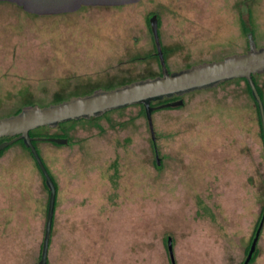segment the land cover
Returning a JSON list of instances; mask_svg holds the SVG:
<instances>
[{
  "label": "rangeland",
  "instance_id": "1",
  "mask_svg": "<svg viewBox=\"0 0 264 264\" xmlns=\"http://www.w3.org/2000/svg\"><path fill=\"white\" fill-rule=\"evenodd\" d=\"M161 1L170 24L191 15L194 30L210 10L223 20L224 39L212 42L204 26L196 39L176 37L183 50L169 55L171 68L175 58L183 65L242 51L240 22L227 23L237 2L251 7L255 41L264 45V0ZM157 2L52 16L0 3V117L158 74L145 22ZM126 48L144 62L116 65ZM256 81L264 101V74ZM152 123L158 166L140 105L37 129L68 140L36 143L56 186L46 264H171L167 238L175 264L242 263L264 208V141L246 82L185 94L183 105L155 109ZM48 194L23 145L0 154V264H37ZM256 247L249 264H264V222Z\"/></svg>",
  "mask_w": 264,
  "mask_h": 264
},
{
  "label": "water",
  "instance_id": "2",
  "mask_svg": "<svg viewBox=\"0 0 264 264\" xmlns=\"http://www.w3.org/2000/svg\"><path fill=\"white\" fill-rule=\"evenodd\" d=\"M139 0H0L20 7L25 13L37 16H52L76 12L85 7H111L129 5ZM152 33L161 62V73L155 76L140 78L112 88H97L91 93L71 96L67 99L46 105L28 104L18 112L0 117V139L12 137L0 142V151L21 139L30 150L48 188V202L44 225V234L40 258L37 264H46L49 238L53 221L56 186L45 167L36 147L32 143L30 130L39 127L54 128L61 123L72 120H89L105 113L131 105H142L151 133L155 139L152 112L153 102L164 98L181 97L193 91L208 90L221 83L242 78L247 82L251 95L257 105L264 134V104L257 90L253 75L264 74V45L257 47L252 35H249V48L243 53H233L219 60L205 61L189 67L169 72L164 64L154 16L150 19ZM183 104L177 99L160 105V108L174 107ZM48 141L65 144L66 139L48 137ZM155 162L159 157L155 153ZM264 222V210L251 240L248 252L242 264H248L256 251V244ZM167 250L171 264H175L172 240L167 238Z\"/></svg>",
  "mask_w": 264,
  "mask_h": 264
},
{
  "label": "flooded vegetation",
  "instance_id": "3",
  "mask_svg": "<svg viewBox=\"0 0 264 264\" xmlns=\"http://www.w3.org/2000/svg\"><path fill=\"white\" fill-rule=\"evenodd\" d=\"M157 1L158 2L155 3L154 8L147 12L146 17H145V22H146L147 31H148V33L150 35V39H151V42H152L153 51L150 54V56L155 59V61L157 63V66L160 69L158 74L161 73V62H160V58H159V55H158V52H157V46H156L155 39H154V36H153V33H152V29H151V25H150V19L153 16L155 18L157 36H158V41H159V45H160L163 61H164L166 69L169 72L175 71V70H179V69H183V68L189 67V66H191L193 64H198V63L205 62V61L219 60V59H221L224 56L229 55V54L246 52L248 50V48H249V35H252L253 40H254V42H255L257 47L263 46V45H258L256 43V41H255V38H254L253 22L255 20L253 19V16H252V14L250 12L251 7L249 8V5L247 3H243V1L242 2H237L231 8V11H230L231 12L230 13L231 14V19L229 18L227 23L231 24V25H234L233 24L234 21H235L234 19H237L238 20L237 22H240V23H238L239 25L237 27V30H238L239 34L237 32L236 33L239 36L241 35L242 38L244 39L243 46H242L243 50L239 51V52L233 51L231 53L224 54L221 57H211V58H207V59H201V61L197 60V61L192 62V63L191 62L189 63L188 61L187 62L183 61L184 62V63L182 62L183 65H180L179 61H177V58H175V60H173V63L175 65V67L171 68L170 63H169V55H171L174 52L179 53L181 50H183V49L180 48L181 41L176 40V37H183V36L186 37V36H188L191 33L192 38L196 39L197 37H201V34H202L200 31H198V27L199 26H204V27L209 28V30L212 31V33H209V37H210V40H212V42H213L214 39L222 36V33H221L219 28L221 27L223 20L220 18L219 14H217L216 11H214L215 13H212L213 10H210V16H206V15L205 16H201L202 20L200 19L199 22L196 21L198 23L196 24L197 27L194 30L192 28V24L193 23H192L191 15H186V16H184V18H182L181 16L177 15L176 16L177 19L170 24V21L165 22V20L163 19V13H161V6H162L161 2L162 1L161 0H157ZM129 5H131V4H129ZM123 6H126V5L111 6V7H123ZM171 6H172V4H171ZM173 11H175V9ZM224 35L226 36L227 34H224ZM205 36H207V35H205ZM165 37L173 38L174 41L173 42H166L164 40ZM222 39H224L223 36H222ZM236 45H238V44H236ZM184 46H186V48L187 47L189 48V46L186 43L184 44ZM191 48L192 47L190 46L189 49H191ZM198 48H200V47H198ZM127 49L128 48H126L125 51L122 52V54L124 53L125 58H121L119 60V62L116 63V65H124L125 64V65H129V66L132 67V65H135V64H138V63L141 64V63L144 62L143 58H142V55H139V53H140L139 51H137V53H134V54H138L137 57H136L133 54V52L129 49L130 52H132V53H131V56H128L127 53H130V52ZM132 55H134L135 57H132ZM175 68H178V69H175ZM158 74H156V75H158ZM153 76H155V75H153ZM146 77H149V76H146ZM137 79H140V78L131 79V80H128V81H126L124 83L131 82V81H134V80H137ZM124 83H120V84H116V85H121V84H124ZM97 88H103V87H97ZM97 88L91 89L88 93H91L93 90H95ZM110 88H112V87L110 86ZM106 89H108V87ZM88 93H77V94L75 93V95H73V96L84 95V94H88ZM177 99H183V96H181V97H175L174 96L172 98H164L161 101L155 102L153 104V106H154L155 109H159L160 105H162L164 103H167V102H170V101H175ZM22 107L23 106L17 108L16 110H14L12 113H9L8 115L18 112ZM112 111H114V110H112ZM109 112H111V111H109ZM109 112H107V113H109ZM91 119H94V118H91ZM75 121H78V120H75ZM64 123H66V122H64ZM58 126H56L54 128H48V127L47 128L48 129H56ZM30 136L32 137V143L34 144L36 149H38L36 143L38 141H48L46 139L48 137L65 138L66 139V143L65 144L68 143L67 138L62 136V135H59V134H54V135H39V134L34 135V134H30ZM5 138H7V139H3L0 142L5 141V140H9L12 137H5ZM152 141H153V150H154V154H155L156 152H158V150H157V147L155 145V139L152 140ZM48 142L54 143L56 145H65V144H58V143L53 142V141H48ZM15 143H20L21 145H23V141L21 139L16 140L11 145H14ZM24 148L26 150L28 149L26 147H24ZM5 149H3V150H5ZM28 151L30 152L29 149H28Z\"/></svg>",
  "mask_w": 264,
  "mask_h": 264
},
{
  "label": "trees",
  "instance_id": "4",
  "mask_svg": "<svg viewBox=\"0 0 264 264\" xmlns=\"http://www.w3.org/2000/svg\"><path fill=\"white\" fill-rule=\"evenodd\" d=\"M2 3V2H1ZM11 4V3H10ZM30 15V14H29ZM256 75L257 74H255V75H253V80H254V82H255V85H256V87H257V90H258V92H259V94H260V96H261V98H262V92H261V89H260V87H259V85H258V83H257V81H256ZM237 79H241V80H244L245 81V79H242V78H237ZM232 80H234V79H232ZM229 81H231V80H229ZM226 82H228V81H226ZM246 82V81H245ZM223 83H225V82H223ZM223 83H221V84H223ZM246 84H247V82H246ZM247 88H248V91L250 92V88H249V86H248V84H247ZM250 96L252 97V95H251V92H250ZM252 99H253V97H252ZM254 100V99H253ZM262 101H263V98H262ZM158 102V101H157ZM255 102V101H254ZM155 102H153L152 103V105L154 104ZM256 104V103H255ZM263 104H264V101H263ZM141 107H142V109H143V111H144V108H143V106L142 105H140ZM256 110H257V114H258V118H259V123H260V127H261V130H260V133H261V136H262V138H263V141H264V134H263V130H262V125H261V121H260V117H259V112H258V108H257V105H256ZM106 114V113H105ZM72 121H75V120H72ZM69 122V121H68ZM37 129L38 128H36V129H33V130H30L29 131V134H34V135H37L38 133H37ZM42 135V134H41ZM3 139H7V138H2V139H0V141L1 140H3ZM23 146L24 147H26L24 144H23ZM27 148V147H26ZM4 150H1L0 151V154L3 152ZM27 151H28V149H27ZM29 152V151H28ZM29 154L32 156V154H31V152H29ZM33 157V156H32ZM37 165V164H36ZM157 165V164H156ZM158 166V165H157ZM39 168V167H38ZM40 170V169H39ZM263 210H264V208L262 209V212H263ZM262 212H261V215H262ZM261 215H260V217H259V220H258V222H257V225H258V223H259V221H260V218H261ZM257 225H256V227H255V230H256V228H257ZM255 230H254V232H253V236H254V233H255ZM253 236H252V238H253ZM252 238H251V240H252ZM250 243H251V241H250ZM249 246H250V244H249ZM249 246H248V249H249ZM248 249H247V252H248ZM246 252V253H247ZM256 253H257V247H256V251H255V254H254V256L250 259V261H249V263L254 259V257H255V255H256ZM243 262V261H242ZM248 263V264H249ZM242 264V263H241Z\"/></svg>",
  "mask_w": 264,
  "mask_h": 264
}]
</instances>
